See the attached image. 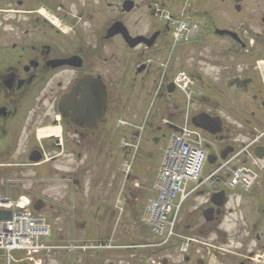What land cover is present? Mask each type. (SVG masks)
Segmentation results:
<instances>
[{"label":"flooded vegetation","instance_id":"af4514ba","mask_svg":"<svg viewBox=\"0 0 264 264\" xmlns=\"http://www.w3.org/2000/svg\"><path fill=\"white\" fill-rule=\"evenodd\" d=\"M171 18L197 23L194 40L174 42ZM202 38L210 45L214 101L228 106L221 137L258 135L264 146V0H0V186L26 172L69 187L65 198L84 185L94 195L106 176L113 186L119 120H137L154 94L144 143L163 142L166 123L183 107L176 89L167 91L160 64L174 72L175 58L200 62ZM40 130L51 133L40 137ZM221 200L216 218L232 232L198 241L184 258L138 259L133 243L119 246L115 261L83 264H264V184L232 206ZM213 207L209 198L196 206L199 233L208 229L203 210L215 217Z\"/></svg>","mask_w":264,"mask_h":264},{"label":"rangeland","instance_id":"374dc122","mask_svg":"<svg viewBox=\"0 0 264 264\" xmlns=\"http://www.w3.org/2000/svg\"><path fill=\"white\" fill-rule=\"evenodd\" d=\"M217 13L219 19L220 15L224 14V10L218 8ZM191 45L190 49H186H195L196 46H193V43ZM200 46V62H195L190 57H185L184 60H177L175 58L173 59L171 68L177 65L180 69L188 71L194 78L199 79L198 84L200 87L198 86V89H201L203 96L198 102H194V104L190 106V113H196L200 109H211L213 112L215 111L225 117L228 106L215 103L213 97L214 93L211 88L213 83V69L209 63V42L202 38ZM148 102L149 103H146L145 107L148 104L149 108L151 101L148 100ZM158 102L159 101H155L152 107L150 106V114L153 113L155 107L158 106ZM128 120L139 121L141 120V116L137 120ZM165 142L166 141H163V146ZM150 144H145L143 142V150L140 153L139 159L134 164L131 176L126 183L117 181V183L111 186L109 182L112 179L106 176L104 180H100L98 181L99 183L96 184L94 195H92L93 192L88 193L87 185H84L83 190L82 188L74 189L71 187L70 190L76 194L69 193L70 196L68 195L69 197L65 198L64 192L69 189V187L58 184L53 181L50 176H36L33 172H26L24 174L12 173L8 184L5 187L2 185L0 186V197L7 198L10 201H16L20 196H26L33 201L38 198L43 199L45 201V208L42 209L41 212L50 220L52 226L51 240L53 244L61 246L70 244L84 245L85 243L97 245L99 242H107L108 237L111 236L108 234H112V244H114L116 238L120 237L123 231H125V238L122 239L123 241L128 238L129 231H133V233L140 232V236L136 241L140 242L146 236L145 232H142L145 231L146 228L140 222L141 208L144 200L149 195L150 183L162 155V151L160 150L162 144L160 146L158 145L159 147ZM215 144L218 149L223 145L218 142H215ZM46 157L48 158L49 155ZM211 167L212 165L206 163L204 169L210 170ZM120 177L123 179L121 172ZM135 184H138V186H135ZM111 187H114V189H110ZM119 194H121L123 198L125 212L122 213L118 220L114 205ZM98 195L101 197H98ZM101 201L105 202L106 208L111 209L114 214V217L106 223L103 220V218L108 216H104L106 214L105 212H102L100 215L94 212L97 204ZM201 201V198L193 197L189 200V203L183 207L176 231L178 230L179 233L187 235L193 233V228L187 229V225H198L199 222L192 218L193 213L189 206L195 204L199 205ZM52 204H54V207L51 206ZM131 238H128L126 241H129ZM174 242L175 241L172 240L168 246L169 256L171 258H178L177 244ZM104 250L106 253L102 254L98 253V251H101L98 249H76L73 251H69L68 249L55 250L51 252L49 256L43 257L42 264H83L84 261H113L115 258V254L111 252L113 249ZM140 250H142V248H137L138 256ZM163 256L166 255H162L161 252L153 255L156 259H160ZM17 258L19 259V257ZM2 261L3 260L0 259V264H2ZM11 264L29 263L28 260H21L18 262H11Z\"/></svg>","mask_w":264,"mask_h":264},{"label":"built area","instance_id":"2783aa9c","mask_svg":"<svg viewBox=\"0 0 264 264\" xmlns=\"http://www.w3.org/2000/svg\"><path fill=\"white\" fill-rule=\"evenodd\" d=\"M196 141L192 140L188 145H181L180 149L172 152L165 160V175L163 180L164 189H175L178 186L179 172L191 173L196 176L202 163L203 153L198 147L192 145ZM162 199V197H161ZM167 202V200H166ZM162 210V209H161ZM28 233L32 235L46 233V225L43 220L20 219L18 222L11 223L6 230H2L0 236L5 238V242L0 246L7 249L17 246L19 240Z\"/></svg>","mask_w":264,"mask_h":264},{"label":"water","instance_id":"95a60500","mask_svg":"<svg viewBox=\"0 0 264 264\" xmlns=\"http://www.w3.org/2000/svg\"><path fill=\"white\" fill-rule=\"evenodd\" d=\"M213 119H216V121H217L216 127L214 125H210L211 121L208 118L207 114H205V113H200V114H197L196 116H194L192 118V123L199 128H202V129H204V130H206L212 134H215L216 132L220 131V128H219L220 123H219V118H213ZM263 150H264V148L258 147L255 149V154L260 157V156L264 155ZM209 162H213V159L209 158ZM221 195H222V192H219V193L214 194L213 196L214 197H221ZM216 204L219 206L221 203L216 202ZM35 209L39 210L40 208L35 207ZM0 216L2 218L8 219V218H10V213L0 211ZM206 219L211 220V217L210 218L207 217Z\"/></svg>","mask_w":264,"mask_h":264},{"label":"bare ground","instance_id":"6f19581e","mask_svg":"<svg viewBox=\"0 0 264 264\" xmlns=\"http://www.w3.org/2000/svg\"><path fill=\"white\" fill-rule=\"evenodd\" d=\"M49 133H51V132L50 131H46V130H40L39 133H38V135L40 137H45V136L49 135ZM235 195L238 196L239 193H236Z\"/></svg>","mask_w":264,"mask_h":264}]
</instances>
